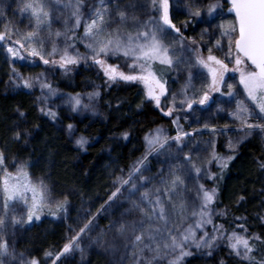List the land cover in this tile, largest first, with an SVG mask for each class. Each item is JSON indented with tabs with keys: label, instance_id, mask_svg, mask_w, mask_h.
Listing matches in <instances>:
<instances>
[{
	"label": "snow or ice",
	"instance_id": "snow-or-ice-1",
	"mask_svg": "<svg viewBox=\"0 0 264 264\" xmlns=\"http://www.w3.org/2000/svg\"><path fill=\"white\" fill-rule=\"evenodd\" d=\"M226 3L231 19L217 26L219 36L208 35L210 29L206 28L199 41L187 38L173 23L172 0H129L127 4L123 0H97L87 14L84 0H22L19 11L28 14L27 30L0 20L3 24L0 51L6 53L12 66L10 81L15 87L29 91L38 87V99L43 101L40 113L49 119L57 118V112L48 107L57 89L43 72L24 77L17 72L15 61L28 60L33 64L39 61L65 75L83 61L86 66L98 68L109 87L121 82L140 85L144 98L168 117L174 112L203 114L211 111L213 104L216 113H220L225 111L222 105L235 101V108L227 112L228 122L223 129L209 123L203 125L212 137L229 136L230 126L236 125L240 135L235 140L229 136L230 154H219L215 139L204 142L210 151L203 158L198 152L194 155L192 148L185 151L190 143L188 138L197 133L202 135L203 130L185 131L179 116L172 120L176 127L174 136L162 128L147 133L144 154L130 165L126 174L121 169L114 177V190L95 214L90 206L84 207L82 199L84 215L77 217L83 221L82 226L78 224V230L69 226L75 234L56 254L53 264L74 251L83 254L85 237L89 247L95 246L112 256L110 264H186V258L193 255L192 249L212 256L221 243L242 264H264V238L249 236L243 222L229 230L213 219L214 214H227L217 213L214 208L218 198L217 177L222 178L235 159L238 144L256 133L264 138V0H226ZM185 7L189 18H202L205 14L212 18L221 4L215 0L205 7L201 0H186ZM57 12L63 17V28L53 32V23L60 18L54 15ZM189 22L190 19L184 22L185 27ZM205 42L209 45L206 56ZM81 44L83 53L78 47ZM216 52H222L223 58ZM112 59L122 60L128 71L111 62ZM181 70L187 72V79L180 91L169 98L165 77ZM228 73L238 76V84L226 83ZM195 80L201 81L199 88L194 86ZM225 85L226 92L222 90ZM214 93L227 99H214ZM99 95L95 90L88 93V104L82 102L79 93L66 97L65 102L75 113L81 108L91 109V102ZM162 101L167 102L166 110ZM20 116L24 117V113L20 112ZM67 129L71 134L73 125L68 124ZM27 135L30 133L15 131L13 139L20 141ZM123 137L127 139L128 133L124 132ZM75 143L83 150L88 141L81 136ZM151 156L165 157L167 170L162 167L155 176H145L150 171L147 163ZM213 164L218 173L212 171ZM257 165L264 170V160L257 161ZM30 166L28 162H13L15 171H11L4 152L0 151V264H39L36 258L16 252L7 239L9 230L15 235L18 225L39 221L45 209L53 217L63 213L67 219L68 197L51 199V189L45 181L31 178ZM202 179L212 181L213 186L207 187ZM188 193H194L191 201ZM17 206L21 208L18 210ZM102 213H109L112 218L105 229L97 231L96 220ZM261 220L264 222V217Z\"/></svg>",
	"mask_w": 264,
	"mask_h": 264
},
{
	"label": "trees",
	"instance_id": "trees-1",
	"mask_svg": "<svg viewBox=\"0 0 264 264\" xmlns=\"http://www.w3.org/2000/svg\"><path fill=\"white\" fill-rule=\"evenodd\" d=\"M6 14L11 17L12 24L15 21L17 27H22L18 23L17 18H22L18 11L7 10ZM205 19L216 26L220 20L223 22L222 17L217 16L209 18L206 15ZM111 62L119 63L126 70L122 60L112 59ZM23 66H20V71L28 75L35 74L38 70L45 73L49 82L57 89L56 97L50 98L48 103V107L57 112V118L52 120L40 113L35 92L19 91L9 94L5 91L8 78L6 72L12 66L6 53L0 51V151L4 152L8 166L13 162H28L31 165L28 169L31 178L34 181H45L51 189V199L59 200L67 196L68 213L67 219L63 213L53 217L45 209L36 223L18 225L15 235L9 230L7 239L17 253L23 252L26 258H36L39 264H50L75 234L69 230V226L76 230L78 224L82 226L83 221L77 220L78 215H84L81 211L82 199L84 207L90 206L91 212L95 214L113 191L114 174L121 169L126 174L130 165L144 154L145 135L162 128L168 135L174 136L176 130L172 124L173 116H164L151 101L146 100L143 89L138 84L121 82L109 87L103 74L85 63L66 75L59 69L46 68L40 63L33 65L31 70ZM94 90L100 95L91 102V109L66 112L58 103L62 97L79 93L82 102L88 104L87 94ZM238 90L242 93V89ZM20 112L24 113V117L20 116ZM68 124L73 125L71 134L67 129ZM184 130L190 131L186 126ZM15 131L28 132L30 135L15 141ZM124 132L128 133L127 139L123 137ZM231 133L233 132H229ZM207 135L211 134L207 132L194 136H201L203 139L208 138ZM81 136L88 141L83 150L75 143ZM216 137V151L221 155L230 154L227 148L229 136ZM230 137L234 140L237 138ZM188 139L193 140L192 137ZM209 140L212 139H206ZM204 142H197V150L202 158L210 151V147ZM234 155L235 159L224 171L223 177H217L218 198L214 208L217 213L226 211L227 214H214L213 219L229 230L236 223L243 222L249 236L256 234L264 238V222L261 220L264 217V170L257 165V161L264 160V138L259 133L248 137L238 144ZM180 157L183 158L182 155ZM156 158H149L148 168L153 166ZM212 171L219 172L215 164L212 165ZM201 182L209 188L213 186L212 181L202 179ZM106 214L102 213L97 217L96 224L101 229L108 225L105 221ZM236 217L245 219L237 221ZM209 230L211 231L210 228ZM98 251L93 255V264L101 263L105 258L104 253ZM192 252L193 255L186 258V264H221V261L224 264H242L238 258L229 254L223 243L212 256L195 249ZM46 253L52 255L47 256Z\"/></svg>",
	"mask_w": 264,
	"mask_h": 264
},
{
	"label": "rangeland",
	"instance_id": "rangeland-1",
	"mask_svg": "<svg viewBox=\"0 0 264 264\" xmlns=\"http://www.w3.org/2000/svg\"><path fill=\"white\" fill-rule=\"evenodd\" d=\"M86 1H91V2L86 3ZM21 2H22V0H0V14H2V15H0V20L11 21L10 20L11 17L6 14L7 10H10L11 12L12 11H18V13L21 14V12L19 11V8L21 6ZM96 2H97V0H84V8H85L84 12H85V14L88 13L89 8L93 7ZM128 2H129V0H123V4H127ZM207 2H215V0H201V4L204 5L205 7H206ZM219 2L221 4V7H220V9H218L217 13L213 17H215V16L222 17L223 22L226 23L229 19H231V16L228 15V13H227V7L228 6L226 3V0H219ZM185 3H186V0H172V6L170 9V14H171V17L173 19V23H175L178 27H180L182 29L184 35L187 38H195L197 41H199L200 40V34L202 32H204V30L206 28H209L210 32L208 33V35H214L215 37H218L219 36L218 27L215 24H213V22L210 23V22L206 21V19H205L206 14L202 18H189L186 7H185ZM225 5H226V9H224ZM4 14H6V16ZM54 15L58 16L60 18L56 19L54 21L53 32L56 29H62L63 28V23H62L63 17L61 16V14L57 12V13H54ZM27 16H28V14L24 13L22 15V18H17V19H19L18 23L22 26L21 28L16 26L15 21H13V25L22 31L27 30V25L29 23ZM142 19H146V17H142ZM189 19L191 22H189L187 24V27H185L184 22L186 20H189ZM220 23H222V20H220V22H218V24H220ZM2 30H3V24L0 23V31H2ZM82 32H83V29L81 28L80 33L82 34ZM187 42L188 41L186 40L185 43L187 44ZM212 42L214 43L215 41L213 40ZM60 44H61V46L63 45V39H61ZM224 45H225V50H226V41H224ZM208 46L209 45L205 42V44H204V55L205 56L207 55V47ZM79 47H80L79 50L83 53L85 51L83 45L81 44ZM215 54L217 56L223 58L222 52H216ZM15 62H16L15 64H19V66H15L17 72L21 73L24 77L35 76L37 74H40L39 70L37 73L30 74V75L22 73L20 71V66L24 65L23 67L31 70L32 67H34L33 65H36L37 63H39V61H36L35 64L29 63L28 60H25V61L17 60ZM81 63H84V62H81ZM88 64L91 65V61H89ZM76 67L77 66H72V69H74ZM88 67L92 68V69L96 68L95 66H88ZM56 69H58V68H56ZM121 69L124 70L125 72L128 71L127 66H126V70L123 69L122 67H121ZM10 73H11V67L8 70V72H6L8 78L6 80L7 87L5 86V88H6L5 91L7 93L15 94L16 92H19V91H27V92H35L37 94V96L40 97V90L38 87L34 88L31 91L23 89L22 87L21 88L15 87L10 81ZM165 79L168 80L169 98H170L172 93L179 92L180 89L182 88L185 80L187 79V72L184 70H181L179 74H177L176 72H170L165 77ZM225 79H226V83L238 84V76L236 74L228 73L226 75ZM194 86L196 88H199L201 86V81L195 80ZM222 90L225 92L227 91L226 85L224 86V88ZM213 97H214V99H217V100L227 99V97H220L218 93H214ZM65 98L66 97L60 98L58 103H59V105L63 111L68 112V111H70V108L66 105ZM38 100H39V105H41V103L43 101L41 99H38ZM48 103H49V101H48ZM162 105H163L164 110H166L167 106H168L167 102L162 101ZM222 106L225 108V111L220 112V113H216V111H215L216 105L213 104L211 111L203 112V114H201L200 112H195V113H192V112H188V113L174 112L172 116L174 119L177 116L180 117V124L183 126V128H184V126H186L188 129H190V131H193L194 129H202L203 133H207L208 131L206 129H203L204 123H209L210 125H214L219 129H223L224 124L228 122L227 112L231 111L235 108V101H232L231 105H222ZM194 107L199 108L198 105H195ZM157 109L163 114V111L160 108H157ZM175 130H176V127H175ZM228 131L233 132V133L229 134V136L237 137L239 134L236 132V125L235 124H232ZM196 135H200V133H197ZM207 137L208 138L203 137L204 140L202 139L201 136L192 137L193 140H191V141L189 140L191 143L188 144V147L185 148V151H188L189 148H192L193 154L195 155L198 152V150H197V147H195V148L193 147L194 145L197 146L198 143L206 141V139L208 140L210 138L211 139L217 138V137H212V135H207ZM206 155H207V153L205 154V156ZM180 159H182V158L180 157ZM164 161H165V157H163V156L157 157L153 161V166L149 167L150 171L145 172V176H148V177L155 176L156 173L159 172V170L162 167L165 170H167L168 164L165 163ZM8 167L11 171H15L13 164L9 165ZM119 174H120V172L115 173L114 177L119 175ZM188 197H189V200L191 201V199L194 198V194L190 195L188 193ZM17 208L19 210L21 208V206H17ZM24 215H25V219H26V213ZM111 218L112 217L109 213H107L105 215V221L107 224L109 223V220ZM36 222L37 221L34 220L31 224L36 223ZM99 230H102L101 226H97V231H99ZM92 235L94 236L95 233H92ZM83 246L85 248V251L83 254H81L79 251H74L70 254H66L65 256L60 257L59 260L55 261V264H93V262H92L93 255H96L99 252L98 250H100L102 253H104L105 258L102 259L101 263H94V264H110V261L113 259L110 254H106L102 249L97 248L95 246L89 247L87 237L84 238V245ZM53 261L50 264H53Z\"/></svg>",
	"mask_w": 264,
	"mask_h": 264
},
{
	"label": "water",
	"instance_id": "water-1",
	"mask_svg": "<svg viewBox=\"0 0 264 264\" xmlns=\"http://www.w3.org/2000/svg\"><path fill=\"white\" fill-rule=\"evenodd\" d=\"M227 13H228V11H227ZM228 15H230V14L228 13Z\"/></svg>",
	"mask_w": 264,
	"mask_h": 264
}]
</instances>
